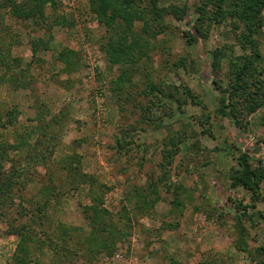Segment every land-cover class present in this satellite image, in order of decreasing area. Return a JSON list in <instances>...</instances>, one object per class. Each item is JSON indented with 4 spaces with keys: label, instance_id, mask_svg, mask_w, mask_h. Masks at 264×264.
I'll return each mask as SVG.
<instances>
[{
    "label": "rangeland",
    "instance_id": "obj_1",
    "mask_svg": "<svg viewBox=\"0 0 264 264\" xmlns=\"http://www.w3.org/2000/svg\"><path fill=\"white\" fill-rule=\"evenodd\" d=\"M12 1L0 0V147L19 163L52 121L54 182L74 156L105 188H91L100 233L88 190L67 187L44 224L17 218L31 232L23 253L17 199L0 215V264H264V182L254 195L231 180L243 151L264 165V104L251 113L248 96L264 91V7L126 0L109 3L108 25L100 0H31L42 14L28 20Z\"/></svg>",
    "mask_w": 264,
    "mask_h": 264
},
{
    "label": "trees",
    "instance_id": "obj_2",
    "mask_svg": "<svg viewBox=\"0 0 264 264\" xmlns=\"http://www.w3.org/2000/svg\"><path fill=\"white\" fill-rule=\"evenodd\" d=\"M156 1L157 0H155V2ZM12 2L14 5L18 4V12L20 14L18 17L23 20H28L42 14L40 9L32 4L31 0H13ZM100 2H102V4L96 3V11L98 12V16L100 17L102 22H106L109 25L113 24V18L110 14L109 3H121L122 5L124 2H126V0H100ZM236 3H240L238 7H243V10H247L248 8H257L254 13H260V10L264 7L263 0H248L246 1V3H244V0H241V2L240 0H238L236 1ZM263 26L264 25L262 24L261 27ZM33 47L35 50V48H37V45H34ZM112 62H116L113 57ZM248 65L253 66L251 62L245 66ZM242 71L245 72L244 70ZM243 79L244 78L242 73H239L236 79V81H238V85L239 83L241 84ZM236 89H238L237 86ZM248 96L251 100H254L253 102H249L252 106L250 112L254 113L260 105L264 104V91L262 92V96L260 99L253 98L254 94L252 92L248 93ZM220 104L223 108L224 113L227 112L226 110L231 107V103H229V101L223 97H220ZM11 113L12 111L8 112V115H11ZM40 120L43 121V119ZM53 120L57 121L56 118H54ZM52 123L53 122L50 121L46 122L45 125H43V127L45 128L43 133L42 131L40 132L38 130V128L40 127L31 129V133L38 130L40 133H38L37 131L36 134H39L38 136L41 135V137L38 138L39 145L34 144V146H31V148L27 150L26 155L20 156L21 159L18 160L19 163H23L22 165H18L19 163L15 161L14 157H10V150L5 148V145L0 147V164L4 161L10 163V167L7 170H5V168H2V165L0 166V215L3 217H7L9 215V211L11 210L10 208L16 206V200L20 199V203L16 207V214L18 215V217H15L14 222L9 221V226L11 227V232L15 233L21 238V241L18 244V249L22 253L32 250L31 244H28L30 237L26 234L31 232L28 231L30 230L29 226H24V223H22V221L18 223L17 218H29L30 220L32 219L33 221H35L38 225L44 224V220L46 221L48 219V211L52 208L51 206L54 200H60L61 191L63 189L64 191L67 190L65 189L67 187L70 191H78L80 193H84L88 190L94 202V206L87 207V211L92 214L90 219L92 220L93 218L94 221L93 225H91V232L92 234L101 232L99 228L96 227V224H98V226H101L99 220L102 216V209L100 208L94 197L95 190H91V188L97 189L96 191H98L105 187L102 184H98L97 179L93 177V175L83 170L81 157L78 158L74 156H68L66 159H61L62 163L60 162L61 164L60 166H58V171L62 174H66V185L56 184L54 182L56 173L50 169V166L52 164L50 157L56 153L59 143L56 142L58 136L50 133L49 127L53 125ZM54 123L57 124L58 122ZM18 147L20 148L19 144L16 145V147H13L15 149L14 151H17ZM172 158H174V155L166 156L167 160H171ZM38 162H40L39 165ZM74 163H76L75 167L72 165ZM39 167H44L46 169V174L44 175V177L48 179V182H42L37 178L39 172L37 170ZM231 180L233 187L242 186L254 195H259L261 186L264 182V165L262 164V161L260 160L256 165L253 162L252 157L248 153L243 151L238 158V171L231 175ZM35 183L36 185H38V191L35 197L33 196L30 198H26V196L24 195L25 191L28 189V187L35 185ZM40 185L42 186L39 187ZM174 204L178 206V203ZM142 206L146 207L145 205ZM87 211L86 213H88ZM105 224L107 225L108 223ZM111 229L113 230L115 229V227L112 226ZM64 230V234H67L68 238H70V241H73L74 239H72V237L74 238V233L68 232L67 227H65ZM51 242L53 241L51 240ZM78 242L82 246L85 244L84 241ZM78 242L76 244H78ZM29 254L31 255V252Z\"/></svg>",
    "mask_w": 264,
    "mask_h": 264
}]
</instances>
